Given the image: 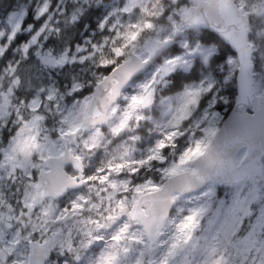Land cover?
<instances>
[{"label":"snow or ice","instance_id":"snow-or-ice-1","mask_svg":"<svg viewBox=\"0 0 264 264\" xmlns=\"http://www.w3.org/2000/svg\"><path fill=\"white\" fill-rule=\"evenodd\" d=\"M31 7L0 45V264H264V0Z\"/></svg>","mask_w":264,"mask_h":264},{"label":"trees","instance_id":"trees-1","mask_svg":"<svg viewBox=\"0 0 264 264\" xmlns=\"http://www.w3.org/2000/svg\"><path fill=\"white\" fill-rule=\"evenodd\" d=\"M39 0H9V3L0 5V17L7 16L11 11L17 10L23 6H27L26 15L22 22V29L20 32L16 34V36L9 41L8 46L13 49V57L10 59H14L16 56V51L20 46L25 44L28 40H30L31 34L35 31L36 28L40 26L43 22L44 18L41 17L40 20L35 19V8L31 7L37 3ZM56 0H53V4H55ZM33 25V28H29V25ZM23 37V39H20ZM2 59V58H0Z\"/></svg>","mask_w":264,"mask_h":264},{"label":"rangeland","instance_id":"rangeland-1","mask_svg":"<svg viewBox=\"0 0 264 264\" xmlns=\"http://www.w3.org/2000/svg\"><path fill=\"white\" fill-rule=\"evenodd\" d=\"M39 2V1H38ZM27 6H23L17 10L11 11L7 16L0 17V32H3L4 35L0 36V45L5 44L7 41V36L11 33L13 27L17 24L19 25V29L16 34L22 29V22L26 15Z\"/></svg>","mask_w":264,"mask_h":264}]
</instances>
